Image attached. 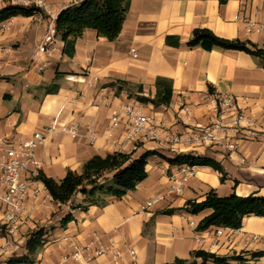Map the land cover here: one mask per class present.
Here are the masks:
<instances>
[{"label": "crops", "instance_id": "1", "mask_svg": "<svg viewBox=\"0 0 264 264\" xmlns=\"http://www.w3.org/2000/svg\"><path fill=\"white\" fill-rule=\"evenodd\" d=\"M27 1L0 0V9ZM79 1L51 0L47 12L56 16ZM239 9L238 0H131L116 40L109 42L98 37L94 29L86 28L73 38L71 57L63 55L64 44L59 37L52 52L36 55L49 20L42 21L37 15L7 20L8 30L0 33V137L25 140L34 132H42L46 140L36 155L40 171L47 177L59 181L69 170L79 174L90 158L114 152L131 154L133 159L145 152L167 158L181 154L208 157L219 163L225 173L221 182V175L212 168L195 166L194 175L181 193L167 195L145 213L131 217L149 199L166 195L186 165L169 166L158 156H150L147 177L135 190L119 199L102 197L103 204L90 205L80 193L65 205L45 199V205L40 203L39 215L46 219L61 209L72 220L63 227H51L45 244L34 256L35 264H58L61 255L69 251L59 248L62 238L82 244L90 241L94 232L105 246L114 243L123 252L127 248L135 251V259L125 254L123 264H172L176 259L190 264L191 253L197 250L242 258L225 264H264V256H249L251 252L264 251V217L243 218L241 227L232 235L226 228L227 237H221L213 251L209 245L215 227L197 231L190 225H197L211 211L193 215L180 210L187 201H201L210 191L219 197L232 193L264 197L262 143H240V152L250 163L241 167L236 157L227 158L221 149L168 145L164 134L159 140L122 146L121 129L112 139L107 133L110 108L120 102L142 104L155 124L171 133L204 125L214 114L215 96L219 93L238 98L254 116L256 129H264V69L259 60L241 51H205L187 46L195 29H209L217 37L249 41L264 49V0L247 2L244 12ZM238 13L249 16L262 31H248L241 20H234ZM164 85L171 90L168 104L155 106L138 100L153 99ZM54 119L59 125L77 126L78 136L45 131ZM35 185L48 194L41 182ZM168 210L173 212L165 214ZM249 234L258 235L260 242L247 245ZM199 238L202 240L197 242ZM195 262L202 264L200 259ZM96 264L113 262L107 254Z\"/></svg>", "mask_w": 264, "mask_h": 264}, {"label": "built area", "instance_id": "2", "mask_svg": "<svg viewBox=\"0 0 264 264\" xmlns=\"http://www.w3.org/2000/svg\"><path fill=\"white\" fill-rule=\"evenodd\" d=\"M47 0H28L26 3L11 4L10 6H38L47 12ZM251 0H238L239 12H244V7ZM77 3V2H76ZM50 19L45 34L37 47V56L46 55L53 51L56 42L55 23L56 16L47 12ZM9 20V19H8ZM235 21L241 20L248 31L260 33L262 27L256 25L249 16H234ZM7 20L0 19V33L8 30ZM38 60V57L37 59ZM89 84V83H88ZM216 106L211 119L204 125L185 129L181 133H171L162 125H157L154 119L145 111L142 104L137 102L118 103L110 108L109 121L107 126L108 138L112 139L116 131L122 130L120 145L136 143L138 141L159 140L160 134L165 135V143L168 145H184L201 148L221 149L224 155L231 159L236 157L239 166L249 165L246 157L240 152V143L243 141L262 143L264 150V129L257 130L256 120L253 115L247 112L246 106L233 95L219 93L215 96ZM47 132H63L71 138L78 136V127L75 125H59L54 119L46 128ZM90 142L94 137L91 132ZM46 140L42 132H34L28 139L22 140L13 137H0V225L8 234H14L18 229L28 228L32 216L40 203L51 198L44 194L35 183V177L40 172L41 164L37 158L36 150ZM118 143V141H117ZM195 166H187L181 171V175L173 180L166 195L157 196L146 201L141 207L133 212L131 216L141 215L165 196L179 194L182 192L186 181L194 175ZM264 171V168H263ZM130 217H126L128 220ZM196 229V225L190 222ZM227 229L215 227L210 239V250L219 246V239L227 237ZM231 235L233 229L228 230ZM247 245L259 243L258 235H246ZM199 238L197 240L201 241ZM59 248L68 249L61 255L58 264H96L98 258L109 254L113 264H123L124 255L135 259V251L127 248L125 252L118 249L114 243L105 246L100 241L98 233L91 235L90 241L77 243L68 237L59 241Z\"/></svg>", "mask_w": 264, "mask_h": 264}, {"label": "trees", "instance_id": "3", "mask_svg": "<svg viewBox=\"0 0 264 264\" xmlns=\"http://www.w3.org/2000/svg\"><path fill=\"white\" fill-rule=\"evenodd\" d=\"M223 1L219 0L221 3ZM130 2L131 0H81L62 9L56 16L54 27L56 36L64 44L63 55L72 56L73 38L80 36L86 28L94 29L98 37L109 42L116 40L121 32ZM37 11L35 7L7 6L0 9V19L4 21L16 16L30 17ZM187 46L199 47L205 51L213 49L241 51L257 58L264 69V49L258 48L249 41L217 37L209 29H195ZM170 98L171 90L169 86L164 85L161 92L157 90L153 99L139 97L138 100L158 106L168 104ZM150 156H158L169 166H208L221 175V182L225 180L223 168L211 158L190 154L167 158L156 152H145L136 159H133L131 154L119 152L108 154L103 158L94 156L83 164L79 174L69 170L61 180L55 181L40 171L35 179L43 184L44 189L56 204L65 205L76 193L82 194L85 202L90 205L103 204L102 197L119 199L128 191L135 190V187L147 177L146 162ZM180 210L189 211L193 215L204 210L211 211L196 225L197 231H205L211 227L237 230L245 217H264V197L254 194L240 197L235 193L219 197L214 191H210L201 201H187ZM172 212L168 210L164 213ZM71 220L69 213L64 215L60 220V226H65ZM44 236L43 231L32 232L26 242V254L9 259L4 264H35V259H31L30 256L37 254L38 247L45 244ZM249 256L257 259L264 256V251L251 252ZM191 258L193 261L190 264H196V259H200L202 264L207 261L225 264L230 260H242L240 255L219 257L213 252L203 250L193 251ZM186 263V260L176 259L172 264Z\"/></svg>", "mask_w": 264, "mask_h": 264}, {"label": "rangeland", "instance_id": "4", "mask_svg": "<svg viewBox=\"0 0 264 264\" xmlns=\"http://www.w3.org/2000/svg\"><path fill=\"white\" fill-rule=\"evenodd\" d=\"M47 5L50 6L51 0H47ZM20 7L30 8L35 7L38 11L36 14L41 18L42 21L48 22L50 19L49 15L45 10L40 9L38 6H24L17 5ZM4 34V33H3ZM45 205V203H43ZM40 204L38 205L36 212L34 213L31 223L28 224V228L18 229L14 234H8L0 225V264L6 263L7 260L13 259L15 257H20L21 255L26 254V242L28 241L32 232L43 231L45 236L52 231L51 227L55 224H60V219L64 216L61 209L55 210L48 214V217L45 219L42 215L38 214ZM38 215V216H37ZM44 236V237H45ZM41 247H38L36 253L40 250ZM36 254L30 256L31 259H34Z\"/></svg>", "mask_w": 264, "mask_h": 264}]
</instances>
